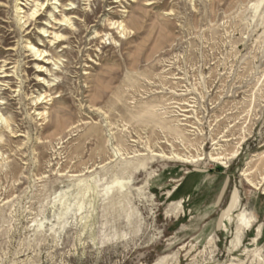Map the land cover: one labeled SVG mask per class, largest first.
<instances>
[{
    "label": "rangeland",
    "instance_id": "1",
    "mask_svg": "<svg viewBox=\"0 0 264 264\" xmlns=\"http://www.w3.org/2000/svg\"><path fill=\"white\" fill-rule=\"evenodd\" d=\"M34 2L0 0V264H264V0Z\"/></svg>",
    "mask_w": 264,
    "mask_h": 264
},
{
    "label": "bare ground",
    "instance_id": "2",
    "mask_svg": "<svg viewBox=\"0 0 264 264\" xmlns=\"http://www.w3.org/2000/svg\"><path fill=\"white\" fill-rule=\"evenodd\" d=\"M28 1L29 0H25V6L27 5V3H28ZM55 1H57V0H55ZM35 2H36V0H35ZM34 2V3H35ZM21 4V3H20ZM22 5V4H21ZM25 6H24V8H19L18 6H17V9H19L20 11H23V10H25L26 8H25ZM41 7L42 8H44V4H42L41 5ZM39 7H38V4H36V9L34 10V12L32 13V18H33V21L34 22H36L37 20H38V18L39 17H41L42 15H43V13H39V9H38ZM40 11H41V9H40ZM63 12V14H62V20H60L61 21V23H58V24H56V25H60V26H62V24H66V25H70L71 24V19H69L68 18V16L66 15V12H65V10H63L62 11ZM22 13H26V12H22ZM27 15H25L24 16V18L26 17ZM55 20H57V19H55ZM59 20V19H58ZM57 20V21H58ZM27 24H29V19H26V25ZM117 25V23H115L114 24V26H116ZM31 26V24L29 25V27ZM118 27H123L122 26V24L121 25H119ZM44 33L45 34H49V32H47V31H44ZM55 34V33H54ZM50 34V35H53L54 36V41L55 40H57L58 42H61V41H63L61 38H60V36L59 35H57V34ZM50 37V36H49ZM34 53H35V55L36 56H38V57H40V58H43V59H45V51H40V50H32ZM43 59L41 60L42 62H43ZM51 59H47V61H50ZM45 64H47V62H44ZM41 68H44V67H41ZM7 72H4V74H6ZM4 77H9V76H7V75H5ZM45 99H47V97H45ZM41 99L39 98L38 99V101H40ZM38 105V104H37ZM42 117H46V115H47V113L45 112V111H42V113L40 114ZM4 119H3V117L2 116H0V121H3ZM4 128H8V129H10V126H9V124H6V125H4ZM13 132V131H12ZM14 134H16V133H14ZM0 143H1V141H0ZM239 206H240V202H239V197H237V196H235V198H234V200H233V202H232V206H231V210H237L238 208H239ZM231 214V213H230ZM231 220V219H230ZM251 222H252V219L251 218H248V216H247V214H246V212H243V213H241L239 216H238V226H239V228L240 229H244V228H246V227H248L250 224H251Z\"/></svg>",
    "mask_w": 264,
    "mask_h": 264
}]
</instances>
